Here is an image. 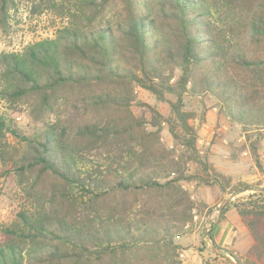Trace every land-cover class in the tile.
<instances>
[{
	"label": "trees",
	"instance_id": "16d2710c",
	"mask_svg": "<svg viewBox=\"0 0 264 264\" xmlns=\"http://www.w3.org/2000/svg\"><path fill=\"white\" fill-rule=\"evenodd\" d=\"M29 1L67 21L52 38L0 53V99L27 104L41 124L24 134L0 113V138L24 146L17 170L31 175L33 201L2 226L0 264H181L178 238L196 212L210 211L183 183L225 195L248 186L232 187L200 155L186 96L211 97L219 122L239 128L261 168L264 0ZM16 2L0 0L1 26ZM136 88L168 103L169 114L139 103ZM60 108L79 120H62ZM230 206L253 240L249 255L264 264V192L226 205L212 240Z\"/></svg>",
	"mask_w": 264,
	"mask_h": 264
},
{
	"label": "rangeland",
	"instance_id": "374dc122",
	"mask_svg": "<svg viewBox=\"0 0 264 264\" xmlns=\"http://www.w3.org/2000/svg\"><path fill=\"white\" fill-rule=\"evenodd\" d=\"M16 7L10 11L6 25H0V53L20 51L26 44L44 39L52 38L57 27L66 23V18L53 10H43L38 13L35 10V2L29 0H16ZM135 96L139 103H146L157 107L163 115L169 114V105L166 102H158L148 92L136 88ZM186 108L196 113L197 119L192 123L198 128V149L202 157L207 160L222 173L231 178V186H238L239 183L247 185H257L261 183L264 186V139L259 149L258 167L252 160L246 147V141L241 135L239 128L235 125L220 123L217 118V108L212 110L211 97H189L186 96ZM30 108L27 104L11 106L0 99V113L11 118L16 125L20 127L24 134H30L33 130L40 127L39 122L33 120L30 114ZM133 112L136 115L148 117L146 108L134 106ZM59 117L66 122L78 121L79 116L70 113L66 108L58 110ZM204 117L202 121L201 118ZM56 115L50 114L49 119L55 121ZM44 119H47L44 118ZM161 140L172 146V139L166 130H163ZM24 151L22 142L11 136L4 135L0 138V241L4 239L2 226L9 223L18 211L30 209L33 206L32 198L29 194V186L32 181L31 175L25 171H18V161ZM191 172L197 171L196 166H190ZM188 189L195 202L202 203L210 211L205 214L206 208L202 214L194 212L193 230L198 229L203 237L205 227L209 225L207 221L209 214L213 211L219 202L229 195H225L216 187L200 186L196 182L183 183ZM240 189V188H238ZM251 191H245L236 195L230 202L245 198ZM229 202V203H230ZM228 203V204H229ZM227 204V205H228ZM218 214L213 216V222ZM190 233V232H188ZM188 235V234H186ZM205 249L206 253L212 258L213 252L208 246H199ZM212 253V254H211ZM181 254V250H180ZM179 254L180 262L182 256ZM226 260H219L221 263H228ZM244 264H251L242 260Z\"/></svg>",
	"mask_w": 264,
	"mask_h": 264
},
{
	"label": "crops",
	"instance_id": "0c3cea01",
	"mask_svg": "<svg viewBox=\"0 0 264 264\" xmlns=\"http://www.w3.org/2000/svg\"><path fill=\"white\" fill-rule=\"evenodd\" d=\"M187 234L179 237L177 241L181 247L180 255L183 257L181 264H229L219 262L223 258H215L214 253H211L213 257L210 258L205 249L199 248V246H207V242L197 228ZM213 241L216 245L233 251L242 260L251 264H258L248 253L253 240L246 227L240 222L234 207L230 206L224 213L223 219L215 226Z\"/></svg>",
	"mask_w": 264,
	"mask_h": 264
},
{
	"label": "water",
	"instance_id": "95a60500",
	"mask_svg": "<svg viewBox=\"0 0 264 264\" xmlns=\"http://www.w3.org/2000/svg\"><path fill=\"white\" fill-rule=\"evenodd\" d=\"M245 191H259L264 192V186L260 185H248L246 187L237 189L233 191L228 197L224 198L219 204L214 207L213 211L209 214L207 221L209 222V225L205 227V230L203 232L204 238L207 242V246L209 249L217 256L221 257L224 260H226L229 264H238L228 253L223 252L218 247H216L214 241L210 237L209 229L213 223V216L220 213V211L238 194L245 192Z\"/></svg>",
	"mask_w": 264,
	"mask_h": 264
},
{
	"label": "built area",
	"instance_id": "2783aa9c",
	"mask_svg": "<svg viewBox=\"0 0 264 264\" xmlns=\"http://www.w3.org/2000/svg\"><path fill=\"white\" fill-rule=\"evenodd\" d=\"M212 110H213V111H215V110H216V108H215V107H212Z\"/></svg>",
	"mask_w": 264,
	"mask_h": 264
}]
</instances>
